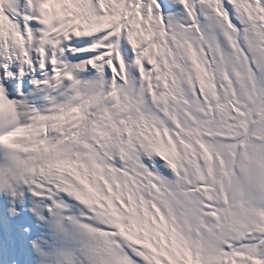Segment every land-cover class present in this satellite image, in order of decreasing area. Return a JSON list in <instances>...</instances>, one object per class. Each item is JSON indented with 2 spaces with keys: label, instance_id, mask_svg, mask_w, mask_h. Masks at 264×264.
<instances>
[{
  "label": "snow or ice",
  "instance_id": "1",
  "mask_svg": "<svg viewBox=\"0 0 264 264\" xmlns=\"http://www.w3.org/2000/svg\"><path fill=\"white\" fill-rule=\"evenodd\" d=\"M0 264H264V0H0Z\"/></svg>",
  "mask_w": 264,
  "mask_h": 264
}]
</instances>
